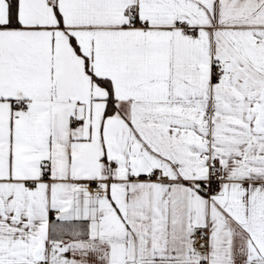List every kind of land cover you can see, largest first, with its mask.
<instances>
[{"label":"snow or ice","instance_id":"1","mask_svg":"<svg viewBox=\"0 0 264 264\" xmlns=\"http://www.w3.org/2000/svg\"><path fill=\"white\" fill-rule=\"evenodd\" d=\"M0 264H264V0H0Z\"/></svg>","mask_w":264,"mask_h":264}]
</instances>
